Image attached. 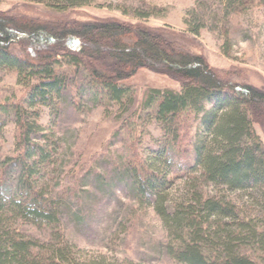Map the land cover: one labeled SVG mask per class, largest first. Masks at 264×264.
<instances>
[{
  "label": "rangeland",
  "instance_id": "374dc122",
  "mask_svg": "<svg viewBox=\"0 0 264 264\" xmlns=\"http://www.w3.org/2000/svg\"><path fill=\"white\" fill-rule=\"evenodd\" d=\"M0 17L15 30L28 22L70 29L77 23L106 20L162 30L180 48L202 57L225 86L264 92V0H240L228 9L223 0H0ZM196 27L197 35L191 33ZM74 41L83 44L78 38ZM8 47L21 58L37 52L35 45L30 48L19 41ZM106 49L105 44L104 54ZM60 62L56 70L64 76L66 89L48 107L28 106L29 88L17 82L16 70L0 69V105L22 104L41 126L36 138L49 152L48 161L32 170L31 184L54 198L61 212L58 222L48 226L1 214L0 226L42 245L44 256L60 248L91 264H178L162 248L169 241L166 226L153 207L133 196L125 168L147 165L146 159L158 158L167 148L160 126L148 117L154 109L143 110L141 104L150 89L180 91V81L139 69L120 82L128 94L117 104L106 99L84 68ZM193 118L183 120L182 138L204 136ZM253 119V130L264 143V116ZM16 137L13 123L2 129L0 160L14 155ZM193 142L175 145L170 166L157 164V176L166 179V205L188 204L184 199L198 192L223 198L240 217L264 221V196L258 191H230L203 183L198 172L188 175L180 169L192 158ZM242 252L257 255L246 248Z\"/></svg>",
  "mask_w": 264,
  "mask_h": 264
},
{
  "label": "trees",
  "instance_id": "16d2710c",
  "mask_svg": "<svg viewBox=\"0 0 264 264\" xmlns=\"http://www.w3.org/2000/svg\"><path fill=\"white\" fill-rule=\"evenodd\" d=\"M239 1L223 3L228 9ZM184 23L188 25L187 20ZM8 25L9 21L0 17V69L16 70L17 82L29 88L26 104L30 107L51 106L66 89L64 76L56 70L60 59L84 68L106 99L117 104L128 94L120 82L139 69L178 79L180 91L150 89L141 104L143 110L154 109L148 117L160 126L167 148L157 154L158 158L146 159L149 165L127 164L129 190L161 218L169 235L162 248L174 262L264 264L263 220L256 223L240 217L235 206L223 198L198 192L184 199L188 204L166 205V179L157 176V164H172L179 141H194L190 162L180 165L184 173L198 172L203 183L230 191L255 190L264 196V143L252 127L253 118L264 116L263 91L225 86L202 57L180 48L162 30L114 20L77 23L70 29L57 23L28 22L17 30ZM197 27L191 33L197 35ZM77 38L83 44L77 45ZM16 41L30 48L35 45L37 52L24 58L11 53L8 46ZM105 44L107 54L102 51ZM30 115L22 104L11 108L0 105V133L9 123L17 129L14 155L0 160V215L48 226L58 222L61 212L54 198L31 184L32 170L48 161L49 152L37 141L41 126ZM190 115L195 117L193 121L198 120L204 136L181 137L183 120ZM190 189H194L193 182ZM41 246L0 226V264H91L70 257L60 248H51V255L44 256ZM243 248L257 253L256 257L242 252Z\"/></svg>",
  "mask_w": 264,
  "mask_h": 264
}]
</instances>
